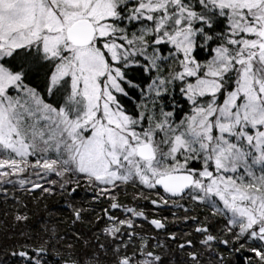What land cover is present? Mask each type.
<instances>
[{"label":"snow or ice","instance_id":"snow-or-ice-1","mask_svg":"<svg viewBox=\"0 0 264 264\" xmlns=\"http://www.w3.org/2000/svg\"><path fill=\"white\" fill-rule=\"evenodd\" d=\"M0 203V264H264V0H0Z\"/></svg>","mask_w":264,"mask_h":264},{"label":"trees","instance_id":"trees-1","mask_svg":"<svg viewBox=\"0 0 264 264\" xmlns=\"http://www.w3.org/2000/svg\"><path fill=\"white\" fill-rule=\"evenodd\" d=\"M59 197H55L53 199H49L48 201H41V203L38 206H32V216L29 219L28 226H30L31 229H38L41 227L39 221L41 219H47L49 217V213L45 211L44 205L47 203L48 208L50 210H59L63 209V203H57L59 201ZM7 206H5L3 203H0V221H3V223H0V261H5L8 259V255H10V251L8 254H6L5 249L9 248V246L12 243V240L8 239V235H11L13 232H19L22 228L25 230H29V228H25L24 225H17L15 229L11 227L13 221H12V216L9 213L8 216L4 215L5 209ZM64 216L70 215L67 211L63 213ZM52 220H57V219H63L62 216H56L53 215L51 217ZM7 226V227H6ZM68 227L67 223H62L60 225L61 231L66 230ZM77 228L81 232L87 233V230L92 228L91 224H77ZM7 233V234H6ZM15 238V237H14ZM173 258L172 253H169L168 256L166 257V261H171ZM182 258L180 257H175V260L179 262ZM14 264V262H12Z\"/></svg>","mask_w":264,"mask_h":264},{"label":"flooded vegetation","instance_id":"flooded-vegetation-1","mask_svg":"<svg viewBox=\"0 0 264 264\" xmlns=\"http://www.w3.org/2000/svg\"><path fill=\"white\" fill-rule=\"evenodd\" d=\"M129 191H131V189H129ZM81 196H85V195H90V194H88V193H84V192H80L79 193ZM121 199H123V196L121 197ZM165 215H170L169 213H165ZM217 226L216 225H214L213 226V230H215V228H216ZM169 229H170V231H177V232H179V231H187L188 230V228H187V226L185 225V222L183 221V220H177V221H175V222H173V221H171V219H170V221H169ZM180 257V258H183V256H182V254L181 253H179V252H176L175 253V257ZM166 259V258H165Z\"/></svg>","mask_w":264,"mask_h":264}]
</instances>
